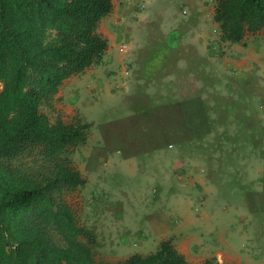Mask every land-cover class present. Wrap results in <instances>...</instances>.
<instances>
[{
    "label": "rangeland",
    "instance_id": "rangeland-1",
    "mask_svg": "<svg viewBox=\"0 0 264 264\" xmlns=\"http://www.w3.org/2000/svg\"><path fill=\"white\" fill-rule=\"evenodd\" d=\"M112 3L102 61L42 107L51 121L92 122L72 155L86 183L64 198L95 233L96 259L174 237L190 262L264 264V53L227 70L238 45L219 42L215 0Z\"/></svg>",
    "mask_w": 264,
    "mask_h": 264
},
{
    "label": "trees",
    "instance_id": "trees-1",
    "mask_svg": "<svg viewBox=\"0 0 264 264\" xmlns=\"http://www.w3.org/2000/svg\"><path fill=\"white\" fill-rule=\"evenodd\" d=\"M112 8V0H0V264H217L189 262L171 238L146 254L97 260L95 233L65 201L86 183L72 155L92 122L51 121L42 107L102 61L108 40L98 27ZM212 20L220 43H240L264 30V0H215Z\"/></svg>",
    "mask_w": 264,
    "mask_h": 264
},
{
    "label": "crops",
    "instance_id": "crops-1",
    "mask_svg": "<svg viewBox=\"0 0 264 264\" xmlns=\"http://www.w3.org/2000/svg\"><path fill=\"white\" fill-rule=\"evenodd\" d=\"M214 24L217 26L216 23H214ZM262 31H259L255 34L246 35L244 37V39L240 43H237V44L223 43L225 46H227L229 48H234L235 45H238V49H237L238 54H235V55L230 56L227 59H225L227 62V70H229V71H231V70H233V71H248L252 68L251 67L252 61H255L256 63H258V61H257L258 58L261 56L262 52L264 53V35L261 34ZM175 36H176L175 39L177 38V40H179V41L182 39L180 37V36H182V34L179 35L178 37H177V35H175ZM196 47H198V45H196ZM200 50H201V52H203V48L201 46H200ZM229 51L230 50L227 51V54H229ZM192 56H195V55L192 54ZM205 58L207 59L208 57H205ZM205 58L203 55H200V61H202L203 59L205 61H207ZM197 82L200 83L198 80H195V82H192L191 86L195 87ZM180 238L181 237H179V239ZM171 239H172L175 247L177 248V250L180 253H182L185 256V258L188 260V257L186 256L185 251H183L182 249H179L177 244H176V242L178 241V238L176 239L174 237H171ZM217 253H222V252L217 251ZM214 255H216V254L214 253ZM227 256L229 259H227V260L225 259L226 261L231 260L233 258L238 262L241 261L239 258H237L235 256H232V255H227ZM212 257H215V256H212ZM191 263H200V262H191Z\"/></svg>",
    "mask_w": 264,
    "mask_h": 264
},
{
    "label": "built area",
    "instance_id": "built-area-1",
    "mask_svg": "<svg viewBox=\"0 0 264 264\" xmlns=\"http://www.w3.org/2000/svg\"><path fill=\"white\" fill-rule=\"evenodd\" d=\"M119 50H120L121 52H126V51H127V46H125V44H123V45H121V46L119 47ZM125 72L128 73L127 69L125 70Z\"/></svg>",
    "mask_w": 264,
    "mask_h": 264
}]
</instances>
